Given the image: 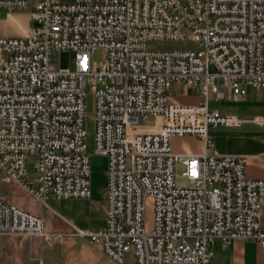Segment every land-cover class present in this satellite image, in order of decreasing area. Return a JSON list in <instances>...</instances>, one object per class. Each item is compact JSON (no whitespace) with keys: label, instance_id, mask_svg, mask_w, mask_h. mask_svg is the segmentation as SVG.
I'll return each instance as SVG.
<instances>
[{"label":"built area","instance_id":"2783aa9c","mask_svg":"<svg viewBox=\"0 0 264 264\" xmlns=\"http://www.w3.org/2000/svg\"><path fill=\"white\" fill-rule=\"evenodd\" d=\"M30 31L0 34V172L42 204L90 198L85 97L93 95V151L106 158V220L72 234L100 244L115 264H212L210 243L253 240L264 250V178L246 175V156L207 153L208 132L243 118L208 105L264 88V0H0L25 8ZM151 40L195 48L153 50ZM68 50L74 68L52 57ZM103 56L95 60L96 51ZM215 72L209 71V66ZM189 88L194 103L169 91ZM147 115L153 125L143 124ZM264 125V116L251 120ZM174 136L202 141L200 154L173 151ZM34 157L36 176L27 170ZM187 184L175 182L176 167ZM151 198L150 229L143 221ZM40 236L43 217L0 199V235Z\"/></svg>","mask_w":264,"mask_h":264},{"label":"rangeland","instance_id":"374dc122","mask_svg":"<svg viewBox=\"0 0 264 264\" xmlns=\"http://www.w3.org/2000/svg\"><path fill=\"white\" fill-rule=\"evenodd\" d=\"M35 10L34 2L30 1L23 9H15L10 12L0 11V34L4 37H23L29 33L32 22L31 13ZM12 13V16H9ZM146 47L153 50H173L183 48H195V43L188 40H151ZM103 52L98 50L94 57L99 61ZM54 61L62 68H74V55L71 51L62 50L52 55ZM209 71L215 72L213 65ZM85 97V131L88 152L90 153V190L88 199H55L49 198L46 204H42L30 196L22 187L8 181L0 172V199L41 215L48 231L64 232L66 235L61 240L48 241L40 236L3 234L0 235V264H115L109 260L100 250V244L89 242L80 238L68 229L65 222L57 218V211L67 217L78 227L85 229H98L103 222L106 200V158L94 153L93 136V95L89 82L86 84ZM170 93V91H169ZM260 104H264V95L258 96ZM210 107H218L221 111L233 112L235 104L229 98L216 101L214 95H209ZM156 119L147 115L143 124L151 126ZM34 157L28 156L26 161L30 178L36 176L34 169ZM175 182L179 186L187 184L181 175V168L176 167ZM152 199L147 198L143 213V221L146 229H150L153 219ZM96 247V248H95ZM106 260V261H104ZM130 256H126L125 264H130Z\"/></svg>","mask_w":264,"mask_h":264},{"label":"crops","instance_id":"0c3cea01","mask_svg":"<svg viewBox=\"0 0 264 264\" xmlns=\"http://www.w3.org/2000/svg\"><path fill=\"white\" fill-rule=\"evenodd\" d=\"M181 90L182 85H175L170 91L174 101L183 104L196 101L189 88L186 89L185 95L181 94ZM262 95H264V88H249L245 96H230L229 101L235 104L233 112L210 107L208 101L210 109L237 115L244 121L239 126H217L210 129L208 135L212 140V147L206 149L207 153L245 155L247 159L245 171L249 178H264V125L251 121L256 116H264V104H260L258 97ZM171 145L173 151L179 154H200L204 151L202 141L193 136H174L171 139ZM261 209L262 224H264V200H262ZM54 212L59 220L67 224L70 231L73 230V226L85 229L78 227L57 211ZM105 220L106 200L103 222L99 228L105 226ZM209 247L212 252V264H264V250H261L253 240L234 239L223 244L215 239Z\"/></svg>","mask_w":264,"mask_h":264},{"label":"clouds","instance_id":"9594fccd","mask_svg":"<svg viewBox=\"0 0 264 264\" xmlns=\"http://www.w3.org/2000/svg\"><path fill=\"white\" fill-rule=\"evenodd\" d=\"M13 14L12 13H9V16H12Z\"/></svg>","mask_w":264,"mask_h":264}]
</instances>
